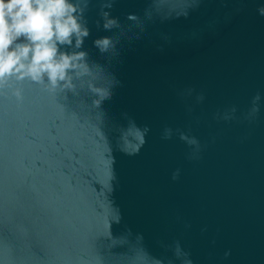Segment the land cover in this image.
Instances as JSON below:
<instances>
[{
	"label": "water",
	"instance_id": "95a60500",
	"mask_svg": "<svg viewBox=\"0 0 264 264\" xmlns=\"http://www.w3.org/2000/svg\"><path fill=\"white\" fill-rule=\"evenodd\" d=\"M262 3L156 0L144 17L151 0H116L143 30L109 60L93 41L119 33L90 0L101 88L13 77L0 94V264H264Z\"/></svg>",
	"mask_w": 264,
	"mask_h": 264
},
{
	"label": "clouds",
	"instance_id": "9594fccd",
	"mask_svg": "<svg viewBox=\"0 0 264 264\" xmlns=\"http://www.w3.org/2000/svg\"><path fill=\"white\" fill-rule=\"evenodd\" d=\"M90 0H0V94L4 93L9 81L15 77L20 82L25 79L34 84L43 85L48 91L57 89L72 91L76 89V81H85L93 90H99L95 81L105 76V66L90 59L89 53L82 50L84 41L90 35L85 12ZM116 0H100V17L105 31L117 30L118 35L103 36L93 41L94 47L101 56L113 59L119 54L118 45L127 36L132 27L143 30L142 19L136 14H129V26L121 23L119 17L111 15ZM156 8V0H151L150 8ZM259 16L264 17V3L257 9ZM101 24L97 21V26ZM139 35H137V39ZM72 49V50H69ZM114 85L118 84L112 77ZM12 95L20 101L23 99L22 89L15 88ZM110 91L107 89L108 98ZM102 98V99H103ZM260 94L253 97L252 113L259 112ZM149 131L145 126L144 136ZM164 139H170V129H165ZM181 139H187L181 134ZM188 143L197 142L189 140ZM198 159V156L189 157ZM179 178V169L173 173L172 179ZM176 254H181L179 242ZM182 264H193L190 254L183 251ZM229 253H225L227 257Z\"/></svg>",
	"mask_w": 264,
	"mask_h": 264
}]
</instances>
